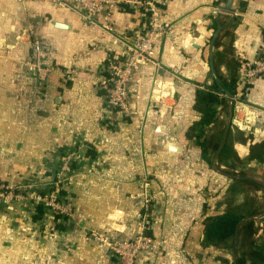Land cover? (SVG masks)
<instances>
[{
    "label": "crops",
    "instance_id": "crops-1",
    "mask_svg": "<svg viewBox=\"0 0 264 264\" xmlns=\"http://www.w3.org/2000/svg\"><path fill=\"white\" fill-rule=\"evenodd\" d=\"M226 3L167 0L168 29L133 76L128 118L100 86L119 49L111 33L140 29L141 12L114 9L90 24L53 0H0V180L46 186L75 153L61 186L72 218L0 208V264H112L93 234L137 235L145 179L160 246L142 262L264 264V74L241 81L264 44V0H233L231 12ZM30 29L52 52L42 82L23 65Z\"/></svg>",
    "mask_w": 264,
    "mask_h": 264
},
{
    "label": "built area",
    "instance_id": "built-area-1",
    "mask_svg": "<svg viewBox=\"0 0 264 264\" xmlns=\"http://www.w3.org/2000/svg\"><path fill=\"white\" fill-rule=\"evenodd\" d=\"M56 4L66 7L77 13L85 22L98 23V16L108 14L114 9H137L143 16V24L132 34L122 36L111 33L119 42L118 52L106 59L104 64L105 77L101 81V94L106 106L124 117H132L134 111L129 105L134 88L133 76L144 65L151 62L152 46L156 37L164 34L167 24H161L160 15L165 10L167 0H53ZM31 34L32 57L23 65L25 69L34 72L40 82L44 81L49 70L43 65L46 58L52 53L40 38L29 30ZM264 74V44L252 61L243 62V74L241 81L244 84ZM75 153L69 152L61 158L60 163L51 172L49 182L25 181L19 184L0 180V208L23 205L29 203L41 208L43 218L46 215L56 217L60 222L72 218V204L66 196L61 194V186L67 183L75 175L72 167ZM141 208L144 211L139 220L137 235L129 238H113L103 233H94L93 237L104 244L112 264H145L140 260L144 251L155 253L159 250L160 241L150 230L151 200L147 190V180L144 181V190L140 196Z\"/></svg>",
    "mask_w": 264,
    "mask_h": 264
},
{
    "label": "water",
    "instance_id": "water-1",
    "mask_svg": "<svg viewBox=\"0 0 264 264\" xmlns=\"http://www.w3.org/2000/svg\"><path fill=\"white\" fill-rule=\"evenodd\" d=\"M232 2H233V0H227V3H226V5H225V7L223 8L225 11H227V12H231L232 11V8H231V6H232ZM220 25L218 26V28L216 29V31L214 32V34H213V36H212V39H211V44H213V41H214V39H215V37L217 36V34H218V32H219V30H220ZM215 79H216V83H217V85L219 86V88L222 90V91H224L228 96H231L230 95V93L225 89V88H223L220 84H219V82H218V80H217V78L215 77Z\"/></svg>",
    "mask_w": 264,
    "mask_h": 264
},
{
    "label": "trees",
    "instance_id": "trees-1",
    "mask_svg": "<svg viewBox=\"0 0 264 264\" xmlns=\"http://www.w3.org/2000/svg\"><path fill=\"white\" fill-rule=\"evenodd\" d=\"M232 216L231 215H226L224 218H225V220L223 221L224 223H227V222H230V220H228L227 218H231ZM233 218V217H232ZM264 221V220H263ZM233 223H232V228H234V224L236 223V220L235 219H233V221H232Z\"/></svg>",
    "mask_w": 264,
    "mask_h": 264
},
{
    "label": "rangeland",
    "instance_id": "rangeland-1",
    "mask_svg": "<svg viewBox=\"0 0 264 264\" xmlns=\"http://www.w3.org/2000/svg\"><path fill=\"white\" fill-rule=\"evenodd\" d=\"M144 181H146V179H145ZM147 188H148V186H147ZM147 190H148V192H149V189H147ZM126 238H129V237H126Z\"/></svg>",
    "mask_w": 264,
    "mask_h": 264
}]
</instances>
